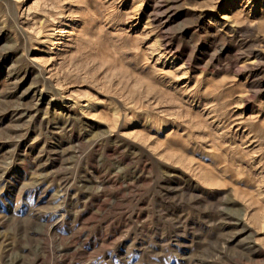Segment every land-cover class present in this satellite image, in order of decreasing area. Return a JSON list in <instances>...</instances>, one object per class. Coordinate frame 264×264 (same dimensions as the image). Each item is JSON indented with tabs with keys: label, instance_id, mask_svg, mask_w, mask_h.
Segmentation results:
<instances>
[{
	"label": "rangeland",
	"instance_id": "obj_1",
	"mask_svg": "<svg viewBox=\"0 0 264 264\" xmlns=\"http://www.w3.org/2000/svg\"><path fill=\"white\" fill-rule=\"evenodd\" d=\"M0 264H264V0H0Z\"/></svg>",
	"mask_w": 264,
	"mask_h": 264
}]
</instances>
